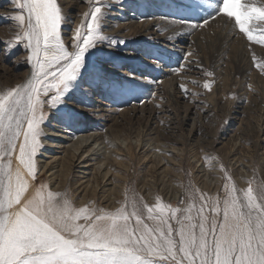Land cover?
Here are the masks:
<instances>
[{
	"label": "rangeland",
	"instance_id": "374dc122",
	"mask_svg": "<svg viewBox=\"0 0 264 264\" xmlns=\"http://www.w3.org/2000/svg\"><path fill=\"white\" fill-rule=\"evenodd\" d=\"M57 3L64 17L61 38L69 51L74 30L95 6L104 13L101 32L109 39L90 50L88 70L61 109L45 104L44 111L50 115L42 125L41 148L34 158L33 189L43 186L45 192L67 199L74 209L86 208L90 213H115L135 199L145 223L152 225L144 205L158 215V202L179 209L193 203L195 214L203 203L199 194L209 203L219 199L222 206L226 183L241 196L250 185H264V72L256 66L264 61V44L259 43L264 20L249 21L254 36L249 41L234 20L219 13L221 0ZM255 3L259 6L264 0ZM17 14L27 15L13 0H0V94L26 83L33 70L26 42H18L22 26L11 18ZM226 36H230L227 41ZM113 39L117 43H111ZM101 69L112 86L90 88V83L98 82ZM205 82L210 89L203 86ZM108 130L113 132L104 143H91L92 149L100 150L99 161L91 162L92 168L85 172L76 168L65 174L63 165L68 169L70 163L66 154L48 148L57 146L58 140L64 147ZM55 158L53 169L44 170ZM113 159L122 166L112 167L109 174L114 178L106 183L100 179L96 185L94 169L101 165L99 173L108 172L105 162ZM156 161L161 163L155 166ZM69 174L72 181L66 185L64 175ZM192 193H197L194 199Z\"/></svg>",
	"mask_w": 264,
	"mask_h": 264
},
{
	"label": "snow or ice",
	"instance_id": "6c2138e0",
	"mask_svg": "<svg viewBox=\"0 0 264 264\" xmlns=\"http://www.w3.org/2000/svg\"><path fill=\"white\" fill-rule=\"evenodd\" d=\"M13 3L27 13L11 18L22 26L18 42H26L33 70L26 83L0 94V264H264V185H250L241 196L226 183L222 206L219 199L209 203L199 194L203 203L195 214L193 203L179 209L158 202V215L144 205L152 225L135 199L115 213H90L43 186L30 190L26 177L37 174L34 158L50 115L45 104L61 109L88 70L90 50L109 38L101 32L99 6L84 14L69 51L61 38L64 17L57 0ZM218 11L249 41L254 39L249 21L264 20V4L255 0H221ZM259 43L264 44V35ZM256 66L264 72V61ZM102 71L90 88L112 86ZM203 86L210 89L208 82Z\"/></svg>",
	"mask_w": 264,
	"mask_h": 264
},
{
	"label": "bare ground",
	"instance_id": "6f19581e",
	"mask_svg": "<svg viewBox=\"0 0 264 264\" xmlns=\"http://www.w3.org/2000/svg\"><path fill=\"white\" fill-rule=\"evenodd\" d=\"M257 3H258V0H257ZM156 4V3H155ZM260 5V4H259ZM212 8V7H211ZM166 9V8H165ZM212 10V9H211ZM162 12V11H161ZM166 14H168V13H166ZM137 19V18H136ZM139 19V18H138ZM219 20H221V18L219 19ZM131 21V20H130ZM163 21H167V20H163ZM145 22V21H144ZM150 22V21H149ZM155 22V21H154ZM153 22V23H154ZM177 22V21H176ZM175 22V23H176ZM217 22H219V21H217ZM217 22H212V23H217ZM252 22V21H251ZM130 23V22H129ZM138 23V22H137ZM162 23V22H161ZM164 23V22H163ZM141 24H142V22H141ZM152 24V23H151ZM174 24V23H173ZM178 24H183V23H180V22H178ZM177 24V25H178ZM188 24V23H187ZM209 24V23H208ZM221 24V23H220ZM147 25V24H146ZM168 25V24H167ZM228 25V24H227ZM226 25V26H227ZM141 26V25H140ZM140 26H138L139 28H141ZM172 27H173V25H171ZM171 26H169L168 27V29H170V27ZM176 26V25H175ZM191 26V28H192V25H190ZM231 26H232V24H231ZM142 27H143V25H142ZM146 27V26H145ZM152 27H154V26H152ZM181 27H182V25H181ZM207 27H208V25H207ZM218 27H220V26H218ZM148 28V27H147ZM177 28H178V26H177ZM189 28V27H188ZM210 28V27H209ZM213 28V27H212ZM143 29H144V27H143ZM158 29V28H157ZM179 29H180V27H179ZM187 29V28H186ZM228 29H229V26H228ZM255 29V28H254ZM174 30V29H173ZM213 30H214V28H213ZM215 30H217V28H215ZM214 30V32H216ZM221 30V29H220ZM218 31V30H217ZM226 31V30H225ZM146 32V31H145ZM147 32H149L148 30H147ZM172 32V31H171ZM174 32V31H173ZM176 32H178V31H176ZM180 32V31H179ZM183 32V30L181 29V33ZM205 32V31H204ZM211 32H212V30H211ZM221 32V31H220ZM229 32V31H228ZM235 32V31H234ZM143 33V32H142ZM209 33V32H208ZM201 34V33H200ZM205 33H203V35H204ZM210 34V33H209ZM217 34H218V32H217ZM229 34V33H228ZM169 35V34H168ZM176 35H177V33H176ZM179 35V34H178ZM181 35V34H180ZM219 35V34H218ZM172 36V35H171ZM175 36V35H174ZM224 37V36H223ZM229 37L230 36H226L225 37V41H227L228 39H229ZM173 38V37H172ZM172 38H171V40H172ZM245 38V37H244ZM167 40H168V38H167ZM170 40V39H169ZM240 41V40H239ZM170 43H172V42H170ZM222 50V49H221ZM168 70H165L164 72H167ZM110 72H112V71H110ZM169 89V88H168ZM172 91V90H171ZM170 91V92H171ZM85 128V127H84ZM79 130H81V129H79ZM113 132V131H112ZM112 132L110 131V130H108V133H106V134H103V135H98V136H94V137H86L85 139H84V141L82 142H78V143H73V144H71V145H69V146H64V147H62V146H60V144H62V143H60V141L58 140H56L57 142L56 143H58V144H56L57 146H53V147H48V148H52V149H59V150H63V152L66 154L65 156H66V158H68L69 159V161H70V163H68L67 164V168L68 169H66L65 167H64V165H63V169H65V174H68L67 172H71V170L72 169H76V168H80L81 170H84L83 172H85V170H87V169H91L92 168V163L91 162H96V161H99V160H96V158L100 155L99 154V152H100V150H97V149H92V147H91V143L92 142H95V143H93V144H96L97 142H100V144L101 143H104V142H102V140H104V139H106L109 135H111L112 134ZM83 133V132H82ZM87 134V133H86ZM84 135V134H83ZM88 135V134H87ZM86 135V136H87ZM114 135V134H113ZM120 137V136H119ZM92 138V141L90 142V143H88L89 142V140ZM111 138V137H110ZM54 141V140H53ZM128 146L129 145H127L126 147L128 148ZM55 147H57V148H55ZM116 148V147H115ZM115 156V155H114ZM243 157V156H242ZM93 158H95V159H93ZM108 158V157H107ZM240 158V157H239ZM159 159V158H158ZM163 159V158H162ZM242 159V158H241ZM240 159V160H241ZM56 158L52 161V163L50 162L49 164L50 165H46L45 167H44V170L45 169H47V172H50L53 168H51V166L53 165V163H55L56 161ZM96 160V161H95ZM151 160V159H150ZM153 161H155V160H153ZM162 161V160H161ZM161 161H156L157 162V164L155 165V166H158L160 163H161ZM100 162H101V160H100ZM115 162H117L115 159H113L112 161H107L106 160V162H105V167H106V169L107 170H105V171H108V172H101V174L99 173V171H100V169H101V163L100 164H96V165H100V166H98L97 168H95L94 170H95V178H94V180H95V184L96 185H99L98 183H99V180L100 179H103V180H105V183L106 182H108V181H110L112 178H114L113 176H112V174H111V172H110V174H109V171H110V169H113L112 167H115V168H117V169H119L118 168V166L117 165H119V166H122L121 164H119V163H115ZM77 164V165H76ZM210 164V163H209ZM78 165L80 166V167H78ZM146 165V164H145ZM12 166H13V169H15V167L17 166V162H16V160H15V158H14V160H13V163H12ZM104 167V166H103ZM144 167H146V166H144ZM213 168V167H212ZM211 169V168H210ZM135 170V169H134ZM73 172V171H72ZM44 173V172H43ZM99 173V174H98ZM134 173V172H133ZM55 174V172H52V174H51V176L53 177V176H55L54 175ZM82 174H85V173H82ZM26 175V174H25ZM50 176V177H51ZM71 177H73L72 175H70L69 174V176L68 175H64V182L66 183V185L67 184H70L71 183V181H72V178ZM87 177V176H86ZM27 178V180H28V182H29V185H30V190H33V184H32V182H31V179H30V177H26ZM81 178V177H80ZM86 179V178H85ZM211 179V178H210ZM257 179V178H256ZM78 180H81V179H78ZM83 180V179H82ZM114 181V180H113ZM206 182V181H205ZM81 186H82V184H79L78 185V188H76L75 190H77V189H79V188H81ZM105 186V185H104ZM208 186V185H207ZM71 187V186H70ZM73 187V186H72ZM163 188V187H162ZM75 190H73L72 191V193H74V191ZM94 190V189H93ZM78 191V190H77ZM76 191V192H77ZM80 192V191H79ZM57 193V192H56ZM71 193V192H70ZM94 193V192H93ZM75 195V194H74ZM92 195V194H91ZM94 195V194H93ZM70 196V195H69ZM96 196V195H95ZM71 197H73V196H71ZM93 197V196H92ZM97 201V200H96ZM91 202V201H90ZM85 203V202H84ZM113 203V202H112ZM72 206H74V205H72ZM79 210V209H78Z\"/></svg>",
	"mask_w": 264,
	"mask_h": 264
}]
</instances>
